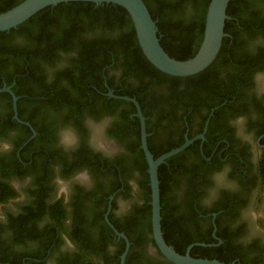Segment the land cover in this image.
<instances>
[{
  "label": "flooded vegetation",
  "instance_id": "obj_1",
  "mask_svg": "<svg viewBox=\"0 0 264 264\" xmlns=\"http://www.w3.org/2000/svg\"><path fill=\"white\" fill-rule=\"evenodd\" d=\"M234 8L247 25L235 16L230 30L256 34L236 48L230 43L228 62L215 58L204 87L183 79L201 72L175 82L166 74L123 81L121 61L114 70L113 61L108 77L136 92L105 82L106 91L83 94L90 106L76 116L68 106L74 92L55 82L58 65L32 61L27 51L0 55V89L12 92H0V181L15 193L0 204V264H174L154 241L148 165L138 167L147 164L141 123L126 97L140 108L153 157L191 141L174 170L167 168L163 239L164 227L178 241L193 240L184 248L190 256L196 247L221 250L229 242L231 263L264 264V0ZM6 45L27 47L21 37ZM160 208L161 215V197Z\"/></svg>",
  "mask_w": 264,
  "mask_h": 264
},
{
  "label": "trees",
  "instance_id": "obj_2",
  "mask_svg": "<svg viewBox=\"0 0 264 264\" xmlns=\"http://www.w3.org/2000/svg\"><path fill=\"white\" fill-rule=\"evenodd\" d=\"M22 1L0 0V13L12 9ZM243 1L232 0L229 3L226 11L229 18L237 16L234 7L238 3H243ZM143 2L156 23L159 42L164 51L171 58L180 61L193 57L202 41L206 11L210 0H143ZM237 18L241 26L245 27L247 25L242 17L237 16ZM224 32L231 35V38L226 37L223 39L216 62L221 58L225 62L230 60H226L227 46L230 43L236 48L237 45H243L247 41L245 37L243 38L244 35L248 34L250 38L256 34L254 30L249 29L233 32L230 30L229 20L225 22ZM16 37H21L27 47L20 50L6 45ZM24 51L28 52V58L32 61L41 59L51 68L58 65L60 69L54 73L55 82L59 84L61 81H65L69 90L74 92L76 98L68 105L70 113L74 116L84 107L90 106L83 104L81 101V97L85 92L90 91L95 95L97 91H106L105 82L111 88L119 89L123 87L115 86L111 77H108V67L111 66L113 61H115V65L111 69L120 64L122 68V79L121 77L120 79L123 81L129 75H134L139 81H142L146 75H152L156 78L164 75L154 68L142 54L132 21L127 12L123 8L112 4L96 6L93 3L85 2L63 3L40 11L16 29L0 32V55L7 53L18 55ZM120 61L121 63L116 64ZM213 67L214 65L209 66L198 76L183 79H187L186 83L190 87L196 89L204 87L214 77ZM138 73H141V75H138ZM170 79L175 82L180 78L170 77ZM232 79L236 81L239 76ZM134 92H136L134 88L126 87L122 93L132 96L131 94ZM137 99L139 100L138 96ZM104 107L111 106L106 103ZM27 120L33 124L32 119L28 117ZM133 147L135 149V146ZM169 148L165 152L176 147ZM162 152L164 151L155 152L154 158L163 154ZM180 157L179 154L169 158L166 164L158 169L161 206H163L161 217L165 218L166 222L168 216L167 211L164 210L162 197L168 182L172 179L167 168L170 167L174 170L172 165ZM138 167L141 170H146L147 164L142 160V162H139ZM148 181L146 174V203L150 201ZM14 196V190L8 184L0 181V204L5 203ZM149 211L150 206L146 204V212ZM163 232L166 243L173 246L180 255L184 254V248L193 241L189 239L178 241L164 227ZM204 243L210 244V241ZM220 249H216V251L213 248L196 247L191 256L194 257V254L198 253L207 259H212L218 253L216 258L218 261L231 263L232 258L236 256V252L231 248L229 242H225Z\"/></svg>",
  "mask_w": 264,
  "mask_h": 264
},
{
  "label": "water",
  "instance_id": "obj_3",
  "mask_svg": "<svg viewBox=\"0 0 264 264\" xmlns=\"http://www.w3.org/2000/svg\"><path fill=\"white\" fill-rule=\"evenodd\" d=\"M232 0H210L206 11L205 24L202 41L197 52L187 60H176L171 58L162 48L158 37V28L143 0H23L12 9L0 13V32L16 29L18 26L35 16L40 11L55 7L59 4L69 2L112 4L123 8L129 15L137 39V43L146 60L158 71L173 77H187L198 74L205 70L217 57L225 34V22L229 19L226 14L229 3ZM9 91V88L0 89ZM12 94V92H10ZM132 101L137 110L141 123V148L143 149L150 179L151 208H152V230L154 241L161 254L174 264H234L223 263L218 260L193 258L188 253L180 255L168 246L161 232L160 215V190L158 179V168L173 155L183 151L191 141L172 149L171 151L154 158L146 145V133L144 129V118L140 108L134 99L123 98ZM15 103L16 97L13 95ZM15 107V106H14ZM16 109V107H15ZM124 255L122 257V261Z\"/></svg>",
  "mask_w": 264,
  "mask_h": 264
}]
</instances>
